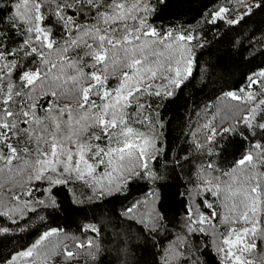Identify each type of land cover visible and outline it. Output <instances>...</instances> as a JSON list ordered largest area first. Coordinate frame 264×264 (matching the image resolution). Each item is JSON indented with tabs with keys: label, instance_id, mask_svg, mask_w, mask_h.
<instances>
[{
	"label": "snow or ice",
	"instance_id": "6c2138e0",
	"mask_svg": "<svg viewBox=\"0 0 264 264\" xmlns=\"http://www.w3.org/2000/svg\"><path fill=\"white\" fill-rule=\"evenodd\" d=\"M167 3L0 0V164L4 166L0 171H12L14 160L36 165L26 181L28 187L8 189L7 200L0 198V264H33L43 255L44 242L62 230L47 229L27 246L13 244L19 237L9 234L13 227L25 231L33 219L43 224L46 216L66 212L65 203L79 210L74 185L100 191V199L127 198L131 187L143 181L148 190L124 215L140 225L145 240L162 226L163 201L157 200L154 189L172 177L149 167L150 149L156 152L151 156L155 164L160 148L155 129L161 125L152 113L177 100L193 82L194 64L199 70L197 58L180 56L182 70L168 46L186 44V51H194L193 42L204 40L199 45L202 53L211 47V37L218 35L221 23L235 27L264 9V0H258L239 18L228 20L226 14L234 7L213 5L201 13L209 36L203 30L178 33L155 25L158 11ZM246 39L247 45L243 40H233L231 45L241 60L264 55V35L256 40L252 33ZM117 71L120 75H115ZM225 95L241 105L243 115L228 127L206 123L208 147L193 145L208 157L199 169L201 175L211 173L220 182L201 179L196 185L193 181L195 196L186 186L177 191L185 228L165 251L164 264H201V249L213 245L222 258L219 264H251L242 257L257 248V241L264 244V98H260L264 97V65L247 72L242 86ZM235 138L242 140L244 151L224 169L214 157L228 153ZM133 155L141 162L134 172L126 167ZM172 172L179 179L175 168ZM69 193L72 196L65 201ZM137 214L139 219L134 218ZM81 231L95 239L102 228L89 223ZM203 237L212 243L199 244ZM112 238L120 239L117 233ZM93 247L92 240H74L57 254L69 264H81L78 252L87 250L91 264H99V245L95 253Z\"/></svg>",
	"mask_w": 264,
	"mask_h": 264
},
{
	"label": "trees",
	"instance_id": "16d2710c",
	"mask_svg": "<svg viewBox=\"0 0 264 264\" xmlns=\"http://www.w3.org/2000/svg\"><path fill=\"white\" fill-rule=\"evenodd\" d=\"M257 2L258 0H219V3H216V0H168L167 5L158 11L154 23L165 30L178 33L181 30L192 32L203 30L204 33H208V26L204 24L201 16L206 9L210 10L213 5L216 7L232 5L234 10L226 14V18L232 20L239 18L245 13L246 8ZM252 33H255L256 40L264 35V9L254 11L253 15L235 27L221 23L217 36L208 33L212 36L211 47L205 48L202 53L199 45L205 43L204 40L193 42L191 49L194 51H186L189 48L186 44L178 43L175 47L168 46L172 49L170 53L172 59L181 63L182 70L180 56H184L185 59L197 58L199 70H196L194 64L192 66L195 76L193 82L180 92L177 100L167 104L162 111L152 113L154 119L161 125L160 128L155 129L159 134L160 148L159 160L155 164L151 156L156 155V152L150 149L149 167L158 168L162 175L166 178L172 177V180L163 187L154 189L157 192V200L163 201L162 208L166 219L150 239L145 240L140 234V225L132 223L124 215L125 210L134 201L141 200L142 193L148 190L143 181H137L129 190L130 194L127 198L120 196L100 199V191L90 190L84 185H74L79 210L65 203L66 212L46 216L43 224L39 219H33L23 232L15 231L13 227L14 232L9 235L19 237V240H14L13 244L30 245L45 230L56 228L62 230L61 234L44 242L40 248L43 255H38L33 264H44L46 259L48 264H69L63 256L57 253L66 245H72L74 240L85 242L92 240L94 245L92 252L94 253L96 252L95 245H99L97 254L101 258L99 264H164L165 251L176 242V238L181 236L184 230L183 201L176 196L177 191H184L186 186L187 190L195 196L197 189L193 187V181L196 185L200 184L201 179H215L216 182H220V177L213 178L211 173L201 175L199 169L208 157L201 150L195 149L193 145L198 142L204 144L205 148L208 147L205 139L207 132L203 127L206 123L212 122L218 127H228L243 115L241 105L228 98L225 93L241 87L243 77L247 72L264 65V55H256L245 62L231 47L233 40H243L247 45L246 38ZM115 75H120L119 71ZM70 102L75 105V101H60L61 104ZM244 147L242 140L235 138L229 152L224 155L217 154L214 159L222 168L228 169L229 165L244 151ZM3 167L0 164V168ZM126 167L130 171H138L141 162L133 155L126 161ZM35 168L34 164L24 165L22 161L14 160L12 171L7 168L0 171V198L7 200L4 194L8 189L19 191L21 186L28 187L26 181L33 175ZM173 168L179 173V179L172 172ZM128 176L129 173L125 172L124 179L127 180ZM71 196L72 193H69L65 201ZM209 199L212 198L209 197ZM134 218L139 219V215L137 214ZM89 223L102 228L101 233L95 239L91 234L81 231V226L86 228ZM211 231L209 229V232ZM115 233L118 234L119 240H113ZM125 238L127 243H123ZM205 240H208L209 244L212 243L209 237L201 238L198 243L204 244ZM12 246L10 244L8 248ZM72 250L76 251V249ZM201 252L203 253L200 256L201 264H219L222 259L216 253L215 245L207 250L202 248ZM242 259L250 261L251 264H264V244L257 241V248L251 253H245ZM78 260L81 264H91L87 250L78 252ZM71 264H76V262L72 261Z\"/></svg>",
	"mask_w": 264,
	"mask_h": 264
},
{
	"label": "rangeland",
	"instance_id": "374dc122",
	"mask_svg": "<svg viewBox=\"0 0 264 264\" xmlns=\"http://www.w3.org/2000/svg\"><path fill=\"white\" fill-rule=\"evenodd\" d=\"M185 219H186V217H184L183 228H185Z\"/></svg>",
	"mask_w": 264,
	"mask_h": 264
}]
</instances>
